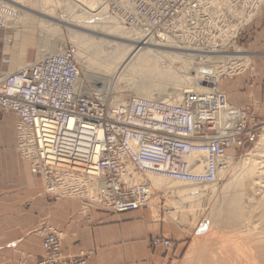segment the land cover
<instances>
[{"label": "built area", "instance_id": "obj_1", "mask_svg": "<svg viewBox=\"0 0 264 264\" xmlns=\"http://www.w3.org/2000/svg\"><path fill=\"white\" fill-rule=\"evenodd\" d=\"M141 40L167 49L227 53L264 0H104ZM16 9L0 0V29L15 26ZM228 65L241 63L226 59ZM239 72V67L233 74ZM0 110L16 115V150L41 178L50 199L124 213L148 205V174L188 185L220 181L232 156L258 126L250 110L212 84L178 102L131 98L107 104L83 80L72 47L24 67L0 70ZM231 159H230V158ZM41 257L33 264H77L59 234L40 226Z\"/></svg>", "mask_w": 264, "mask_h": 264}, {"label": "bare ground", "instance_id": "obj_2", "mask_svg": "<svg viewBox=\"0 0 264 264\" xmlns=\"http://www.w3.org/2000/svg\"><path fill=\"white\" fill-rule=\"evenodd\" d=\"M11 2L12 5L15 6V8L19 7L16 13H18L19 11L20 13V14L18 13L20 15L19 18L23 22L30 23V21H32L34 18H35L34 20H36L37 18L38 25L40 26L39 30L43 35L47 34L48 31L58 30L59 27L62 25L67 26L68 29L70 27L78 28L79 26H83L81 25L83 23H81L79 19H74L81 17V15L83 14L93 18L95 17L98 18L99 15L107 18L106 20L110 25L109 24L105 25L106 21H103L104 24H100V27L104 29L108 28L109 31L107 32L104 31V33L103 32L97 33L98 35H101L102 37L105 38L111 37L110 39H105V38L99 39L102 41V43L105 42L103 43L105 47L104 50L102 51L103 59L102 60L100 59L101 62H98V67H99L97 69L98 72L95 71L93 72L94 74H90V73L88 74V72H86L87 74L86 78L88 77V79L89 78L93 79L94 81L93 80L92 81L96 83L95 85L101 84V86L99 87L100 90L101 88H103L105 80L107 81L106 75L108 73H112L111 76L113 78L114 75H119V76L123 75L128 80L127 82L130 81V85L134 87L133 96H132L134 98H145V99L164 98L165 99V97H167L168 101L178 102L179 100H181L182 96L189 91H201L212 84H216L217 76L221 73V71L226 69L225 67L224 69H220L222 68L221 65L216 64L221 59H223L224 61L226 59H238L239 57L243 58L242 55L241 56L238 55V53L240 52L238 50L235 51V53L233 54L226 53V54L214 55V54L195 53L191 51L188 52L185 50L174 49V48L167 49L155 43H151L149 41L144 43L136 33L129 31L124 26L119 25L118 20H116L115 17H113V15H108V13H106L107 6L104 5V0H70L71 8L73 9L74 7L79 8L78 10L82 12L81 14L78 13L79 15L76 14L74 15L73 13H71L70 8L65 10L64 11L65 13L63 12V14L61 15L59 14L51 15L49 13L52 10L47 9L45 4H43L39 8V10H35L34 9L35 7L33 8L34 3L31 8L28 6H24L23 3L22 4L18 3L19 1L18 2L11 1ZM16 17L18 16L16 15ZM98 20L99 19H97L96 21ZM97 23L100 22L98 21ZM76 32L77 34L79 33L78 31H75L73 32V34L74 33L76 34ZM23 36H21L22 38L20 39L21 41L19 42L18 46L17 44H15L17 48L15 49L14 48L15 46L13 47L16 51H13L14 49L12 48L13 49L12 55L10 54L14 58V60L17 61L20 59L22 60V62L24 60L23 56L25 50L28 46V44H26L27 38L25 37V35ZM23 38H26V41ZM97 43H101V42H97ZM44 47L45 46L42 43L40 45H37V55L35 58L36 60L42 58L44 54L52 52V50L51 52L49 51L46 52ZM81 51L82 50L75 53L76 57L79 55L81 56L82 59L88 62L89 59L85 57L83 51L82 52ZM100 53L101 52H99V54ZM218 58L221 59L219 60ZM210 59H214V60L218 59V60H215L213 61L212 64H210L207 62ZM175 62H181L182 64H184L183 67H181L182 69L179 70L176 69L174 67ZM17 63L19 64V61ZM17 67L18 70L23 66L19 67V65H17ZM92 67L96 68L97 66H92ZM91 68L89 67V70H92ZM128 76H130V78H128ZM89 81L91 82V80ZM169 81L171 82L174 81V83L172 82V84L168 85ZM95 85L93 87H96ZM152 90L153 91L156 90V91L153 92ZM263 142H264V134H262L261 139L259 138V140L254 145V147L251 148L244 155V158L242 157L243 161L240 162L243 164L245 163L246 166L240 164V166L243 165V168L242 169L240 168L241 170L239 171V173H235L233 171L234 173L232 177L229 179V181L226 184L222 186V189L219 190L220 192L218 193L219 195L217 197V201L216 202L213 201V203H215L216 205L213 206L210 214L214 216L213 219L215 220L216 225L221 227V231L219 234L213 235L215 237L213 238L210 237L211 239H209V241L201 247V252L200 253L198 252L199 255L198 253L197 256L195 255L191 263L195 262L194 264H264V231L262 233L260 232L257 233L255 229H254L255 232L252 231L249 224L250 220H248V215L245 214V212L243 213L242 210L243 192L241 191H243V189L241 188L242 189L241 191L238 190V186H239L238 181L240 182V180H242V178H244L245 174L247 173L246 172L245 174H243L245 167L249 166L250 169H252L253 167L255 168L254 165L257 163L254 162L256 161L255 159L257 157L259 159V155L260 156L262 155L261 151L264 149ZM259 152H261V154ZM261 162L263 163L264 161ZM250 169L248 171H250ZM253 173L251 175L255 174ZM241 174L243 176L240 177ZM251 175L248 174L247 177L250 178ZM148 179L151 180L152 186H155L158 189L161 188L163 190H169V189L171 190L174 187L173 184L176 183L181 184L182 186L188 185V184H183L180 182L168 180L165 177H161L153 174H148ZM243 180L245 181V179ZM217 183H211V187L210 188L208 187L209 189L205 187V184H201L202 185L201 188H199L200 186L199 185L198 188L192 187L185 189L184 188L182 189L173 188V189L175 190L174 192L176 193V196L178 197L180 196V199L179 198L178 199L186 200L187 203V200L190 201L202 200V198H204L205 196L206 197L208 196V198H212L215 190L217 189V185H216ZM236 184L238 185L237 187ZM251 185L252 183L251 184L249 183L250 189L252 190L254 188H252ZM178 203H180V201H178ZM169 215L174 216L171 215V213ZM169 215L168 217H170ZM197 243L198 242L196 240L193 243H191L189 250L187 251L188 253L186 252L187 254L185 255L186 256L185 258H190V255L192 254L193 249L196 248Z\"/></svg>", "mask_w": 264, "mask_h": 264}, {"label": "crops", "instance_id": "obj_3", "mask_svg": "<svg viewBox=\"0 0 264 264\" xmlns=\"http://www.w3.org/2000/svg\"><path fill=\"white\" fill-rule=\"evenodd\" d=\"M252 63L220 80L229 102L234 90L252 86L264 92V11L241 33ZM248 69V70H247ZM261 96V95H260ZM14 113L0 110V255L3 264H32L42 254L38 224L49 219L61 237L64 254L88 253L83 264H172L178 246L154 238L164 227L147 208L113 213L85 205L80 198L48 200L39 176L16 150Z\"/></svg>", "mask_w": 264, "mask_h": 264}, {"label": "rangeland", "instance_id": "obj_4", "mask_svg": "<svg viewBox=\"0 0 264 264\" xmlns=\"http://www.w3.org/2000/svg\"><path fill=\"white\" fill-rule=\"evenodd\" d=\"M2 1L3 2L5 1V3L11 5L13 8H15V6L12 5L11 1H17V2L19 1L18 3H21V4L23 3L24 6H28L31 8H32V5L34 3L33 8L35 7L34 8L35 10H39V8L43 4H45L47 9L52 10L51 11L52 13L49 11L50 12L49 14H51V15L52 14L53 15L54 14L61 15L68 8L71 9V13H73L74 15L75 14L79 15L82 13L81 11L78 10L79 8H76V7H74V9L71 8L70 0L69 1L68 0H23V1L22 0H10V1L9 0H2ZM15 9H16L15 11H17L19 9V7L15 8ZM85 9H86V7H85ZM263 11H264V7H262V9H260L259 14L262 13ZM18 13H19V11H18ZM18 13H16L18 17H16V19L14 21L15 23H13L15 26H9L7 28L0 29V70L1 71L11 73V72H14L17 70V68H18L17 65H19V67H22V66L24 67V65H26V63L33 61L37 55V45H40L41 43L45 46L44 49L46 50V52L47 51L51 52V50L53 52V51H56V50H59V49L65 48V47H72L73 50L75 51V53L82 50L84 56L89 59L87 62L84 59H82L81 56H79V55L76 57V59H78L77 62H78V66L81 70L83 80L88 82L89 84H91L92 87L96 84L93 82L94 81L93 79H90V78L88 79V77L86 78V76H87L86 72H88V74L89 73L94 74L93 72L97 71V69L99 68L98 62H101L100 59L101 60L103 59L102 58V54H103L102 51L104 50L105 45H103V43H105V42L102 43V41L99 39L100 38L103 39L105 37H102L101 35H98L97 33L98 32L104 33V31H106V32L109 31L108 28L104 29V28L100 27V24H104L103 21H106L105 25L109 24L106 20L107 18H105L104 16H100V15L98 16V18L97 17L93 18V17H90V16L83 14L79 18H74V19H79L80 22L83 23V24H81V23L80 24L83 26H79L78 28L77 27H70L69 29H71V30H69L67 28V26L62 25L59 27L58 30L48 31L47 34L43 35L39 30L40 26L38 25L37 18H36V20H34L35 19L34 18L32 21H30V23H25L22 20H20V18H19L20 13L19 14ZM106 13H108V15H111L109 13V11H107V10H106ZM259 14L256 16V18L259 16ZM97 19H99L98 21L100 23H97L98 22V21H96ZM20 21H21V23H20ZM252 21H250L248 24H250ZM22 23L23 24L25 23L26 25L25 24L23 25ZM119 25L124 26L121 23H119ZM102 29H104V30H102ZM72 30L78 31L80 38L78 37L77 32H76V34L75 33L73 34V32H75V31H72ZM23 35H25V37L27 38V41H26V38H23V39H25L26 44H28V46L25 50V53L23 56L24 60L22 62V60H20V59L17 61L14 60V58L11 55H12V50L14 48L15 49L17 48L15 44H17V46H18L19 42L21 41L20 39L22 38L21 36H23ZM110 35H111V33H110ZM95 36H96V38H95ZM110 38L111 37H106L105 39H110ZM97 42H101V43H97ZM82 45H84L85 47ZM78 47L81 49H79ZM15 49L13 51H16ZM237 50L240 51L238 53V55L243 56V58L239 57L237 59V61L241 63L239 66L229 65V64L227 65V64H225V60L223 61V59L218 58L219 60L220 59L221 60L216 64L221 65L222 68H220V69H224V67L226 68L225 70L221 71V73L217 76L216 85L219 89H220L219 84H220L221 78H223V77L228 78V77H231L232 75L234 76L233 73H234V71H236V69L238 67H239V71L242 70L245 66H248V69L251 70V68L254 65V63H252V61H251V58H250L248 52L246 51V49L242 45L241 34H239V36L236 38V40L232 44V46L227 49V51H228L227 54H233ZM99 52H101L100 53L101 55L99 54ZM191 52H193V51H191ZM195 53H198V52H195ZM219 54H221V53H219ZM222 54H224V53H222ZM214 55H218V53L214 54ZM218 59H215V60H218ZM215 60L210 59L207 62L212 64L213 61H215ZM18 61H19V64L17 63ZM174 64H173L174 67L178 70L182 69L181 67H183V65H184L181 62H175ZM14 65H15V68H14ZM92 66H97V67L93 68ZM89 67L90 68L92 67L91 68L92 70H89ZM93 69H94V71H93ZM111 75H112V73H108L106 75L107 81L105 80L104 86H103V88H101V90L99 89L101 84L95 85L96 87H94L97 92L102 94L106 103L107 104H119V103H124L131 98H134V97H132L134 87L132 85H130V81L127 82L128 80L123 75H120L121 77L119 75H114V78ZM128 78H130V76H128ZM89 80H91V82ZM172 82L174 83V81H172ZM172 82L169 81L168 85L172 84ZM243 86H244V84L240 87L239 90H234L235 98L240 100V103H236V105L248 108L250 110L251 114H253L255 117L258 118V126H257L256 130L252 133V135L248 138L246 144L243 147H240V148L230 152L232 159L230 160L228 170L226 169L225 174L221 177L220 181L216 184L217 189L215 190L213 197L208 198V196L207 197L205 196L206 198L204 197V198H202V200H197V201L187 200V203H186V200H179L180 196L179 197L176 196V193L174 192L175 190L173 188H175V189H177V188H181V189L184 188L185 189V188H192V187L198 188L199 185H192V186L191 185H186V186L184 185V186H182L181 184L176 183V184H173L174 187L171 189L173 191H171L170 189L169 190H163L161 188L158 189L155 186H153L154 191H153V194L151 195V199H150L148 205L144 207V208H147L151 212L152 219L156 223H158L164 227L163 231L159 232V234L157 236H155L154 240L160 241L164 244L168 243L169 248L171 245L172 246H178V249L176 251V255L174 256V260H173L172 264H192L193 262L191 263V261L194 259L195 255L197 256V253L201 252V247L205 243H207L209 241V239L215 237L213 235L220 233L221 227L216 225L215 220L213 219L214 216H212L210 214V212L212 211L211 209L213 208V206L216 205L215 203H213V201L214 202L217 201V197L219 195L218 193L220 192L219 190H221L222 186L229 181V179L232 177L233 173L234 172L239 173V171L243 168V165L246 166L245 163L244 164L241 163L243 161L242 157L244 158V155L251 148L254 147V145L257 143L259 138L261 139L262 134H264V132H263L264 131V92L263 91L260 92V90L257 91V89L253 86L249 89L243 88ZM155 91L156 90H154L153 92H155ZM165 99H167V101H168L167 97H165ZM261 152H262L261 156H263V157H261L259 155V159H258V157L255 159L256 161H254V162H257L256 163L257 165L253 164L255 166V168L251 167L252 169H250L249 166H247L250 169V171H248L249 169L247 167H245V170L243 171L244 173L242 172L243 174H245L247 172L249 175H251L253 172L255 174L253 173L254 175H251L249 178V177H247L248 174L246 173L247 176L245 174L244 178H242V180H240V182L238 181L239 186L236 184V187L238 186V190L241 191L243 189V191H241V192H243V195H242L243 196L242 197L243 213L245 212V214L248 215V220H250L249 224H250L252 231L253 232L256 231L257 233H259V232L262 233L264 231V162L263 163L261 162V161H264V155H263L264 149ZM261 152H259V153L261 154ZM240 164H243V165L240 166ZM252 170H253V172H252ZM241 176H243V175L241 174L240 177ZM243 179H245V181ZM40 180H41V178H40ZM246 180H247V182H246ZM150 182H151V180H150ZM249 183L250 184L252 183L251 187L254 189H252V190L250 189ZM254 183L255 184L259 183V184L255 185ZM41 185H42L41 193L43 195H45L43 193L42 180H41ZM151 185H152V183H151ZM201 186L202 185H200L199 188H201ZM205 187L207 189H209L211 187V184L210 185L205 184ZM247 196H249V197H247ZM52 199H54V198H52ZM52 199L48 198V200H52ZM178 201H180V203H178ZM249 202H250V204H249ZM247 207H249V208H247ZM170 213H171V215H174V216H170L169 215ZM257 213H258V215H257ZM168 215L170 217H168ZM262 217H263V219H262ZM44 223H47L48 225H50L54 229V227H53V225L49 219H45V220L41 221L35 230V232L40 237H41V235L39 234L38 229ZM254 229H255V231H254ZM195 240L198 242L196 245V248L193 249V252L190 255V258H185L186 257L185 255L188 253L187 251L189 250L191 243H193ZM199 253H198V255H199ZM64 255L67 257H75L76 259L82 258V261L77 263V264H83L88 257V253L85 251H80L77 255H69V254H64ZM37 260H35V262ZM0 264H3V258L1 255H0ZM18 264H23V263L18 262Z\"/></svg>", "mask_w": 264, "mask_h": 264}]
</instances>
